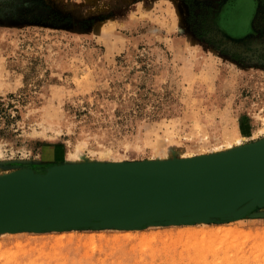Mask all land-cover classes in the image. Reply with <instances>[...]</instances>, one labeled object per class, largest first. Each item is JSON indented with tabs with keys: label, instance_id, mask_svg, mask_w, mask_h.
I'll return each mask as SVG.
<instances>
[{
	"label": "rangeland",
	"instance_id": "obj_1",
	"mask_svg": "<svg viewBox=\"0 0 264 264\" xmlns=\"http://www.w3.org/2000/svg\"><path fill=\"white\" fill-rule=\"evenodd\" d=\"M263 128L264 0H0V177L212 156ZM0 264H264V207L205 224L0 232Z\"/></svg>",
	"mask_w": 264,
	"mask_h": 264
},
{
	"label": "water",
	"instance_id": "obj_2",
	"mask_svg": "<svg viewBox=\"0 0 264 264\" xmlns=\"http://www.w3.org/2000/svg\"><path fill=\"white\" fill-rule=\"evenodd\" d=\"M264 139L172 161L54 166L0 177V231L139 229L236 220L264 207Z\"/></svg>",
	"mask_w": 264,
	"mask_h": 264
},
{
	"label": "bare ground",
	"instance_id": "obj_3",
	"mask_svg": "<svg viewBox=\"0 0 264 264\" xmlns=\"http://www.w3.org/2000/svg\"><path fill=\"white\" fill-rule=\"evenodd\" d=\"M263 131H264V128L262 129ZM239 143H240V141H239ZM240 145V144H239ZM230 146V145H229ZM231 147V146H230ZM224 153V152H223ZM79 154V153H78ZM77 157H82V156H77ZM163 160V159H162ZM96 163V162H95ZM109 163V162H108ZM198 221V223H200V224H205L206 223V221L204 220V219H198L197 220ZM184 231V230H183ZM187 234H188V236H190V238L193 236V235H196L197 234V231H199V229H196V228H194V227H188V229H187ZM1 233H3V234H6V233H10V231H8V230H2V231H0ZM186 232V231H185ZM196 233V234H195Z\"/></svg>",
	"mask_w": 264,
	"mask_h": 264
},
{
	"label": "flooded vegetation",
	"instance_id": "obj_4",
	"mask_svg": "<svg viewBox=\"0 0 264 264\" xmlns=\"http://www.w3.org/2000/svg\"><path fill=\"white\" fill-rule=\"evenodd\" d=\"M251 28H252V24H248V26H247V31H250L251 30ZM247 33H250V32H247ZM249 35V34H248ZM245 36V34L243 33V34H239V35H234V37H236V38H241L242 39V37H244Z\"/></svg>",
	"mask_w": 264,
	"mask_h": 264
}]
</instances>
